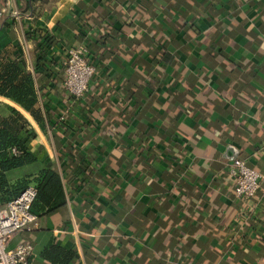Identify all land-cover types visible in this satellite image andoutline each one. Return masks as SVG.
<instances>
[{
  "label": "crops",
  "instance_id": "1",
  "mask_svg": "<svg viewBox=\"0 0 264 264\" xmlns=\"http://www.w3.org/2000/svg\"><path fill=\"white\" fill-rule=\"evenodd\" d=\"M2 1L0 67L20 55L44 118L0 107L29 121L66 195L10 246L30 242V264H53L51 245L69 264H264V0ZM82 45L96 74L77 100L59 64ZM236 159L262 175L254 199L235 196Z\"/></svg>",
  "mask_w": 264,
  "mask_h": 264
},
{
  "label": "trees",
  "instance_id": "2",
  "mask_svg": "<svg viewBox=\"0 0 264 264\" xmlns=\"http://www.w3.org/2000/svg\"><path fill=\"white\" fill-rule=\"evenodd\" d=\"M111 24L115 22L112 21ZM109 38L110 35L103 37L107 40ZM52 41L48 36L46 42ZM105 45L106 43L97 42L92 49L96 52L99 46ZM39 48L36 73L41 78L50 80L55 76L53 75L55 63H48L43 49ZM92 53L93 51L89 52L87 61L95 67ZM19 56L17 54L16 59L7 60L0 67V96L20 105L37 123H40L44 114L39 107L35 80ZM35 138L36 134L31 124L21 112L13 107H0V209L33 185L38 192L33 210L42 217L53 215L63 209L66 205V195L61 175L45 157L44 148L38 150L30 148ZM14 150L17 153H14ZM183 246L182 240L176 249L181 251ZM63 252L60 247L51 245L44 256L53 264H69L73 254Z\"/></svg>",
  "mask_w": 264,
  "mask_h": 264
},
{
  "label": "built area",
  "instance_id": "3",
  "mask_svg": "<svg viewBox=\"0 0 264 264\" xmlns=\"http://www.w3.org/2000/svg\"><path fill=\"white\" fill-rule=\"evenodd\" d=\"M13 17L19 18L17 12ZM8 16L5 4L0 0V22ZM39 47L42 48L41 45ZM88 49L79 46L69 49L61 59L59 67L63 71L64 88L71 98L80 100L89 91L96 74V68L87 61ZM66 116L60 118L64 121ZM17 153L16 150L13 151ZM228 174L234 182L235 196L242 200L254 199L260 190L262 175L245 161L236 159L228 164ZM37 189L29 186L18 198L0 209V264H30L34 247L22 241L11 247V241L23 232H30L39 226V216L33 205L37 199Z\"/></svg>",
  "mask_w": 264,
  "mask_h": 264
}]
</instances>
